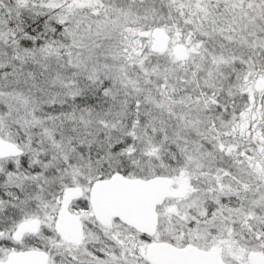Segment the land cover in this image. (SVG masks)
Returning a JSON list of instances; mask_svg holds the SVG:
<instances>
[{"label": "snow or ice", "instance_id": "snow-or-ice-1", "mask_svg": "<svg viewBox=\"0 0 264 264\" xmlns=\"http://www.w3.org/2000/svg\"><path fill=\"white\" fill-rule=\"evenodd\" d=\"M0 264H264V0H0Z\"/></svg>", "mask_w": 264, "mask_h": 264}]
</instances>
